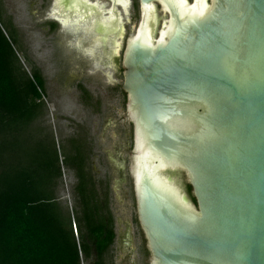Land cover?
Segmentation results:
<instances>
[{
    "label": "water",
    "instance_id": "95a60500",
    "mask_svg": "<svg viewBox=\"0 0 264 264\" xmlns=\"http://www.w3.org/2000/svg\"><path fill=\"white\" fill-rule=\"evenodd\" d=\"M203 1L138 0L118 85L132 125L136 216L149 264H264V0H207V9ZM110 2L105 11L126 6ZM111 35L108 50V40H91L107 63L120 29ZM146 153L172 163L161 176L177 192L148 171ZM172 172L184 174L195 203Z\"/></svg>",
    "mask_w": 264,
    "mask_h": 264
},
{
    "label": "rangeland",
    "instance_id": "374dc122",
    "mask_svg": "<svg viewBox=\"0 0 264 264\" xmlns=\"http://www.w3.org/2000/svg\"><path fill=\"white\" fill-rule=\"evenodd\" d=\"M97 2L110 8L108 0ZM53 6L54 0H3L4 19L11 18L22 35L20 42L24 53L18 55L23 67L27 72L33 67L38 68L45 81L42 99L45 109L33 124L28 144L32 152L47 146L51 154L58 156L62 172L59 195L71 206V186L75 179L63 159L73 153L71 140L81 143L83 152L89 154L88 171L96 181L102 182L99 189L103 190L105 184L109 186V208L116 234L110 248L114 264L121 262L117 240L124 231V222H128L134 232V253L130 262L124 264H148V259L137 250L139 239L133 228L135 225L131 223L136 217L130 174L132 125L126 115V96L118 86L122 84L121 58L126 40L134 34L141 19L138 1H130L127 11L120 12L122 25L116 41L118 48L109 63L102 59L100 46L91 47L93 33L85 36L82 29L57 23L55 30L50 29L49 23L53 20L48 13ZM163 15L158 7L156 32ZM106 47L110 49V46ZM86 49L91 51L85 52ZM170 175L183 186V173L172 172Z\"/></svg>",
    "mask_w": 264,
    "mask_h": 264
},
{
    "label": "trees",
    "instance_id": "16d2710c",
    "mask_svg": "<svg viewBox=\"0 0 264 264\" xmlns=\"http://www.w3.org/2000/svg\"><path fill=\"white\" fill-rule=\"evenodd\" d=\"M20 38L0 0V264H114L109 186L99 189L82 144L71 140L73 153L63 159L75 179L71 206L59 195L58 156L28 144L45 109V81L38 68L23 67ZM182 181L195 203L184 175Z\"/></svg>",
    "mask_w": 264,
    "mask_h": 264
},
{
    "label": "bare ground",
    "instance_id": "6f19581e",
    "mask_svg": "<svg viewBox=\"0 0 264 264\" xmlns=\"http://www.w3.org/2000/svg\"><path fill=\"white\" fill-rule=\"evenodd\" d=\"M58 1L59 0H56V6L52 11V18L54 17V19L61 21V23H63L64 25H66L69 20H72V22L78 23L79 25H84L89 30L90 28H96L99 31V33H97L99 37L96 39L104 38L105 41L110 39V35L116 32L117 28L120 29V12L121 10L126 12L130 3L129 0H124L126 6L115 4V12H113L112 10L105 11L106 8H104L100 3H98L97 0H95L94 3L91 0H79L84 6L94 8L89 9L87 11L79 9H72L67 11L63 9L60 5H58ZM180 2L182 5H187L188 3L187 0H180ZM203 2L207 9V0H204ZM86 3L89 5H86ZM142 12L144 15V8ZM161 32H163V30ZM115 50H117V48ZM154 160H156V162ZM143 164L147 167L148 171L153 176H155L162 184L174 188L165 178H163V176H161V172L169 165H172V163H168L160 158L156 159L153 153H146L143 158ZM178 197L180 199L179 195Z\"/></svg>",
    "mask_w": 264,
    "mask_h": 264
},
{
    "label": "flooded vegetation",
    "instance_id": "af4514ba",
    "mask_svg": "<svg viewBox=\"0 0 264 264\" xmlns=\"http://www.w3.org/2000/svg\"><path fill=\"white\" fill-rule=\"evenodd\" d=\"M129 1L132 2L134 0H129ZM108 2H109V6H110L111 5V2L109 0H108ZM54 7H55V0H54V6L52 7V9H50V13H48L50 17H51V14H52L51 11H53ZM52 20H53V22L51 21L52 23H49V27L52 30H55L56 29L57 24L62 25V26H69V25H63L61 23V21H59L57 19H54V17L52 18ZM52 24H54L55 26L53 27ZM90 32L93 33L94 37L96 36V33L93 31V29H91V30L88 29V32H85L83 30V34L85 36L86 35H89ZM111 36L112 35H110V38H111ZM20 37H21L20 39L22 40V35L21 34H20ZM98 37H99V35L97 34V37L96 38H98ZM97 46H100L102 48V44L99 41H98V45ZM105 46H110L109 45V40L106 42ZM84 51L86 52V50H84ZM102 59H104V61H107L104 52H103ZM119 171H121V168L120 167H119ZM132 191H133V187H132ZM133 197H134V194H133ZM134 203H135V200H134ZM135 210H136V208H135ZM131 223H132V225H135V227H133V228L136 229L137 237L139 239V246H138V249L137 250L140 252V254L143 257H145L146 259H148V264H149V261H150V252H149V249L147 247V242L145 240V236H144V234L142 232V229L140 227V224L138 222L137 216L134 218L133 222H131ZM123 225H124V231H123V233H120V235L118 236V240H117V242H118L117 251L119 252V256H121V258H120L121 259L120 264H124L125 262H130V257L134 253L133 252L134 251V248H133V244H132L134 232L132 231V227L130 226V224L128 222H124ZM113 228H114V232H115L114 223H113Z\"/></svg>",
    "mask_w": 264,
    "mask_h": 264
},
{
    "label": "crops",
    "instance_id": "0c3cea01",
    "mask_svg": "<svg viewBox=\"0 0 264 264\" xmlns=\"http://www.w3.org/2000/svg\"><path fill=\"white\" fill-rule=\"evenodd\" d=\"M87 156H89V154Z\"/></svg>",
    "mask_w": 264,
    "mask_h": 264
}]
</instances>
